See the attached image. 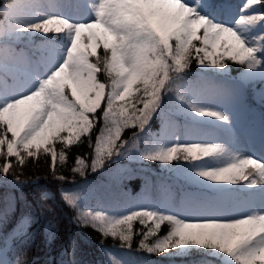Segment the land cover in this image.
I'll return each mask as SVG.
<instances>
[{
	"label": "snow or ice",
	"instance_id": "6c2138e0",
	"mask_svg": "<svg viewBox=\"0 0 264 264\" xmlns=\"http://www.w3.org/2000/svg\"><path fill=\"white\" fill-rule=\"evenodd\" d=\"M230 2L0 0V157L6 161L0 173L14 169L12 157L23 166L43 154L55 175L57 163L65 164L85 138L94 147L92 171L124 157L160 162L199 190L179 206L121 205L115 215L82 212L78 222L130 247L139 221L146 228L140 247L148 253L202 251L214 258L207 264H264V137L259 156L243 151L224 106L246 85L264 83V10L255 7L264 8V0H244L227 17ZM37 33L39 43L32 39ZM194 62L199 71L192 81L186 77ZM229 62L240 67L235 77ZM180 117L182 126L176 123ZM154 118L161 121L157 133L150 130ZM206 124L230 135L232 143L181 141V127L196 138L207 135L201 127ZM129 127L137 131L131 141L123 140ZM204 158L223 164L197 163ZM75 164L72 171L80 175L89 168L79 156ZM15 179L25 182L19 174ZM64 199L79 207L81 196L66 192ZM162 225L169 226L167 234L147 243ZM0 264L31 262L0 253Z\"/></svg>",
	"mask_w": 264,
	"mask_h": 264
},
{
	"label": "trees",
	"instance_id": "16d2710c",
	"mask_svg": "<svg viewBox=\"0 0 264 264\" xmlns=\"http://www.w3.org/2000/svg\"><path fill=\"white\" fill-rule=\"evenodd\" d=\"M255 7L264 10L260 6ZM258 34L254 29L252 35ZM36 37L33 41L39 43ZM229 67L231 75L237 76L240 67L232 62H229ZM198 71L199 67L194 62L188 69L189 75L186 78L196 80L195 73ZM207 75L214 76L217 73L210 71ZM213 78L223 79L219 76ZM262 90L264 83L256 81L246 85L239 98L234 101L237 105L236 119L240 125H256L260 113L264 116V101L260 98ZM97 115H100L99 110ZM176 123L182 126L185 119L180 117ZM261 123L264 125V118ZM102 127L101 118L92 131L93 145ZM150 130L153 133L161 131V121L158 118L150 122ZM134 131L137 129L125 128L121 134L122 139L131 141ZM170 131L172 133L175 128ZM183 135L184 129L181 127L180 136ZM168 146H171V142ZM60 147L58 144L57 151ZM145 147L144 141L140 140L139 148L143 150ZM68 156L65 164L57 163L55 175L52 174L50 157L45 156L26 161L23 166L15 163L9 174H0V247L7 244L9 230L19 217L27 214L31 220L27 230L13 239L8 250L10 260L20 257L31 264H73V261L76 264H114V258L120 264H207L214 259L202 251L173 250L169 255L148 253L140 247V241L144 238L142 229L146 228L139 221L134 223L130 247L118 238L105 237L91 225L78 222L82 212H107L115 215L117 207L121 205L135 207L150 202L179 206L190 189L199 190L197 185L176 177L160 162H146L142 159L124 157L108 160L103 168L92 171L90 165L94 158V147H89L86 138L83 143L74 145ZM78 156L89 164L84 175L72 171L76 167L75 160ZM197 163L206 167L221 164L219 160L209 158ZM17 174L25 181L20 187L15 185ZM48 188L52 189L49 197L44 194ZM66 192L80 194L79 207L70 205L64 199ZM168 231L169 226L162 225L157 236L149 237L146 242L151 245L157 237L162 238ZM214 264H220V261L215 260Z\"/></svg>",
	"mask_w": 264,
	"mask_h": 264
},
{
	"label": "rangeland",
	"instance_id": "374dc122",
	"mask_svg": "<svg viewBox=\"0 0 264 264\" xmlns=\"http://www.w3.org/2000/svg\"><path fill=\"white\" fill-rule=\"evenodd\" d=\"M66 14H69V15H72L74 14L72 12V10L68 9V11L66 12ZM51 35V34H49ZM37 36V40L38 42H40V35L37 33L35 34L32 39ZM226 107V110L228 112H230L231 116L233 115V108H232V104L231 102H227L225 103L224 105ZM211 128L210 126H206L204 127V131L207 133V135L203 136V137H196V138H193V137H189V136H186L183 138L182 141H187V142H197L199 140V138H206L207 140L209 141H216V142H225L226 144H231L232 143V137L229 136L228 138L220 135V134H217L215 131H209L208 132V129ZM253 128H249V127H245V128H240V129H237L236 130V136L238 137V140H239V147L245 151V152H248L249 154H251L253 151H255V154L257 156L260 155V141L254 136V132H253ZM172 137V133L171 131H169V134L167 136V139L169 140V144L171 142L170 138ZM40 156H44L43 154H41ZM39 156V157H40ZM12 163L15 164L16 163V159L15 157H12L10 158ZM31 159H35V158H28L26 161H29ZM5 159L0 157V165H2L3 163H5ZM223 162L220 164V166H222ZM1 174V173H0ZM9 174V173H8ZM23 180V179H22ZM25 184V183H24ZM15 185L17 187H20L22 186L21 183H18L16 181ZM45 196L49 197L52 195V189L51 188H48L46 191H45ZM1 197V196H0ZM242 210V209H241ZM30 216L25 214V215H22L21 217H19L15 222L14 224L11 226L10 228V233H9V238L7 240V244L0 247V253H2V258L3 259H6V260H10L9 257H8V249L10 248L11 246V243H12V240L15 239V238H18L20 237L28 228L29 224H30ZM181 252H185L184 250H180Z\"/></svg>",
	"mask_w": 264,
	"mask_h": 264
}]
</instances>
